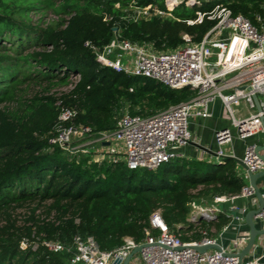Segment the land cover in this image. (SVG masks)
Here are the masks:
<instances>
[{"label": "trees", "instance_id": "trees-1", "mask_svg": "<svg viewBox=\"0 0 264 264\" xmlns=\"http://www.w3.org/2000/svg\"><path fill=\"white\" fill-rule=\"evenodd\" d=\"M218 3L255 26L264 8V0ZM216 4H182L171 18L133 22V7L165 10L164 0H0V264H70V253L48 251L40 242L70 244L76 235L92 237L102 251L119 247L125 237L140 243L156 211L181 240L196 241L213 222H189L190 203L240 192L244 182L232 159L215 165L184 157L156 170H130L123 162L94 161L48 143L62 109L76 112L66 125L87 126L92 138L111 131L124 111L150 116L191 99L189 88L173 90L101 65L85 43L101 49L116 28L122 39L172 50L183 33L202 39L215 20L188 22ZM47 12L57 17L55 25L44 26ZM76 74L80 78L72 82ZM69 85L67 92L51 93ZM35 87L39 91L28 95ZM46 203V218L36 219L32 209L30 224L17 225L15 209ZM226 222L219 218L221 226ZM35 239V246L28 243Z\"/></svg>", "mask_w": 264, "mask_h": 264}, {"label": "built area", "instance_id": "built-area-1", "mask_svg": "<svg viewBox=\"0 0 264 264\" xmlns=\"http://www.w3.org/2000/svg\"><path fill=\"white\" fill-rule=\"evenodd\" d=\"M211 1L164 0L165 10L153 5L135 6L128 18L133 22L154 17L167 19L171 18V11L182 4L192 8ZM196 16L195 21L188 23H200L206 16L215 20V24L198 42L187 34H181V44L172 50L158 51L151 43L130 42L122 39L116 31L110 42L101 49L85 43L98 63L116 72L156 80L173 90L189 88L195 93L191 99L150 116L130 115L124 111L115 118L111 131L98 133L95 139L86 144L99 143L100 148L107 149L113 145L121 146L122 162L128 169L156 170L169 161L184 158V146L200 145V138L193 136L189 125L197 118H210L216 101L221 103L230 124L214 132L216 158L234 157L223 151L224 146L232 144V132L243 141L264 133L261 121H264V8L261 15L255 16L256 26L219 3L211 12H196ZM79 78L76 74L72 75L71 80L76 82ZM72 87L69 85L62 91L67 92ZM75 114L72 109H62L59 123L48 139L49 145L57 146L64 153L85 152L82 148L84 144L73 145V142L92 135L87 126L66 125ZM256 147V144L246 145L241 158L251 173L264 171V161L256 152ZM222 164L215 162V165ZM249 197L255 198L250 185L243 186L236 195L214 197L212 206H202L192 201L191 210L195 211H190L188 220L196 223L207 220V217L213 218L221 213V204ZM261 198L264 202V193H261ZM255 219L264 231V204ZM149 225L144 230L142 242L136 243L125 237L123 243L111 251H102L92 237L79 235L74 236L67 247L57 240H44L41 245L54 253H70V264H116V261L122 264L132 250L141 245L143 247L138 254L142 264H259L261 258L255 255L239 258L238 254L248 241L247 235L235 240L233 246L236 251H231L219 246L216 238L209 236L210 229H200L199 240L184 242L178 234L168 229L157 211L151 215ZM214 245L219 246L220 250L209 248L200 253L194 248ZM25 247L26 242H23L21 248Z\"/></svg>", "mask_w": 264, "mask_h": 264}, {"label": "crops", "instance_id": "crops-1", "mask_svg": "<svg viewBox=\"0 0 264 264\" xmlns=\"http://www.w3.org/2000/svg\"><path fill=\"white\" fill-rule=\"evenodd\" d=\"M225 118L226 115L222 109L221 103L216 101L212 109V116L210 118H197L196 120H193L189 125V130L193 136H198L200 138V145L203 146L206 151L199 149L198 147L194 146V144H188L182 148L184 157L189 159L205 160L211 164H215V162L224 163V158H216L214 156V153L217 150V146L214 142V132L218 129L229 127V121L227 118ZM238 141L243 145L240 151H237L236 149V142ZM249 144H256L257 146L264 145V133H259L244 141L235 137L231 145H226L223 147V151L225 154H232L235 158L241 159L245 146ZM103 148L107 149L105 147ZM236 165L237 173L244 182L243 186H249V181L245 170L237 163ZM256 184L260 192L264 193V176L258 178ZM219 207L221 213L215 214V216L210 220L213 223L210 224L212 228H210L209 236L216 238L219 246L231 251H236L235 246H233V242L238 240L242 235L248 236V227L244 222V214L251 209L257 208L258 203L256 199L252 197L237 198L232 202H225ZM242 210L243 213L240 214L239 212ZM220 217L227 219V222L222 226L219 223ZM254 223L256 228L261 230L260 223L255 218ZM251 255L261 256L259 264H264V235L257 237L254 246L251 248L246 257H250ZM129 264H142L139 254L134 255L129 261Z\"/></svg>", "mask_w": 264, "mask_h": 264}, {"label": "rangeland", "instance_id": "rangeland-1", "mask_svg": "<svg viewBox=\"0 0 264 264\" xmlns=\"http://www.w3.org/2000/svg\"><path fill=\"white\" fill-rule=\"evenodd\" d=\"M220 1H222V0H213L210 2V4L214 5ZM44 21H45L44 26L47 24L55 25L58 22V19L54 14L47 12ZM62 90H64V89L63 88L52 89L51 93L59 94V92ZM35 91H39V88L35 87V88L30 89L28 92V95L34 94ZM232 133H233V136L235 138L234 132H232ZM95 138L96 137H92V138L89 137V138L82 140V141H74L73 145H83L84 144V146L82 148H84V150H86V151L82 152V154H88L90 156V158L93 159L94 161L101 162V161L106 160V161L122 162V160H123V148L121 146L116 147L113 145V146H111L110 149H104V148H100L99 143L86 144ZM236 144H237V148H236L237 151L238 150L240 151L242 146H243L242 143L238 141V142H236ZM194 201H195V203H197L199 205L201 203L202 206H207V205L212 206V203L208 200L207 197L200 199V200L199 199L194 200ZM48 205H49L48 203L42 204L41 206H37L35 204L24 205L22 207L15 209L14 212L12 213V215H13V218L16 220L18 226H21L23 224L29 225L30 222H26V220L32 216L31 210L32 209L35 210L33 216L36 219L40 220V219L46 218L48 216V214H47ZM192 211H195V209H192L191 212ZM50 214L52 216L53 212ZM195 224L198 225V224H200V222L198 221ZM209 227L212 228L211 226H208V227L206 226L204 229L209 230L210 229ZM42 240H44V239H42ZM38 242L39 241H37L36 239L34 241H30V242L28 241V243H30L32 246H35L34 244H37ZM65 245H66V247L70 246L68 243H66Z\"/></svg>", "mask_w": 264, "mask_h": 264}, {"label": "water", "instance_id": "water-1", "mask_svg": "<svg viewBox=\"0 0 264 264\" xmlns=\"http://www.w3.org/2000/svg\"><path fill=\"white\" fill-rule=\"evenodd\" d=\"M112 30L116 31V28H112ZM263 47H264V44H263ZM261 121H262V124H263V127H264L263 119ZM106 145H108V144H106ZM194 146L198 147L201 150H205L206 151V149L203 146H201V145H195L194 144ZM256 152L258 153L259 157L264 161V153H263L264 152V145L257 146L256 147ZM224 159H232V160H234L241 168H243L245 170L246 175L248 177L249 185H250V187L253 188L254 196H255V199H256V201L258 203V207L257 208L251 209V210L245 212V214H244V222H245V225L248 227V241H247L245 247L238 254L239 258L242 259L249 253L251 248L254 246L257 237L264 235V231L259 230L258 228H256L255 223H254L255 216L260 212V210L262 209L263 204H264V202H263V200L261 198V192H260V190H259V188H258V186L256 184L257 179L264 176V171L257 172V173H251L250 171L247 170L246 166L243 164L241 159H238V158H235V157H230V156H226ZM239 213L242 214L243 210L240 211ZM206 219L208 221H210L212 218L211 217L210 218L207 217ZM142 247L143 246L141 245V246H137L136 248H134L132 250V252L124 259L122 264H129V261L131 260V258L134 255L138 254L141 251ZM194 248H195L196 251H198L200 253H204L209 248L220 250V247L217 246V245L194 247ZM115 263L117 264V263H119V261H116Z\"/></svg>", "mask_w": 264, "mask_h": 264}, {"label": "bare ground", "instance_id": "bare-ground-1", "mask_svg": "<svg viewBox=\"0 0 264 264\" xmlns=\"http://www.w3.org/2000/svg\"><path fill=\"white\" fill-rule=\"evenodd\" d=\"M204 212V211H203ZM205 212H209V211H205ZM207 214H209V213H207Z\"/></svg>", "mask_w": 264, "mask_h": 264}]
</instances>
